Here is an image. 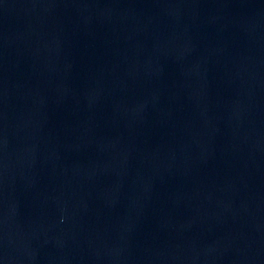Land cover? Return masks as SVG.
<instances>
[{
  "label": "water",
  "instance_id": "95a60500",
  "mask_svg": "<svg viewBox=\"0 0 264 264\" xmlns=\"http://www.w3.org/2000/svg\"><path fill=\"white\" fill-rule=\"evenodd\" d=\"M0 264H264V0H0Z\"/></svg>",
  "mask_w": 264,
  "mask_h": 264
}]
</instances>
